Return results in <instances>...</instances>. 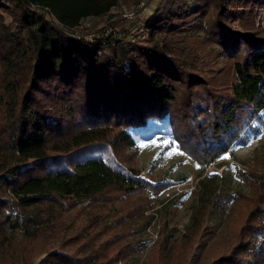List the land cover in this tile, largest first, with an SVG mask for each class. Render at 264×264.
I'll list each match as a JSON object with an SVG mask.
<instances>
[{
	"label": "trees",
	"instance_id": "obj_1",
	"mask_svg": "<svg viewBox=\"0 0 264 264\" xmlns=\"http://www.w3.org/2000/svg\"><path fill=\"white\" fill-rule=\"evenodd\" d=\"M137 2L0 0V264H134L165 188L134 138L168 137L202 170L264 126V0H159L137 26L112 13ZM88 17L105 19L76 30ZM240 174L253 193L226 248L186 264H264V168Z\"/></svg>",
	"mask_w": 264,
	"mask_h": 264
},
{
	"label": "rangeland",
	"instance_id": "obj_2",
	"mask_svg": "<svg viewBox=\"0 0 264 264\" xmlns=\"http://www.w3.org/2000/svg\"><path fill=\"white\" fill-rule=\"evenodd\" d=\"M158 2L138 0L129 5L120 3L112 13L120 14L125 20L124 25L137 26L151 14L153 8L161 6ZM104 19L85 18L76 30L101 27ZM254 21V27L264 26L262 17L261 20L256 17ZM253 125L254 130L245 129L239 141L231 144L225 153L202 170L173 142L165 145L163 141L171 142L168 137H152L149 140L134 138L132 148L136 150L135 164L139 174L152 182L165 184V188L153 197L152 209L145 212L147 217L151 216L148 225L133 235L135 239L147 241L146 248L134 264H157L162 258L160 244L164 236L171 235L175 245L167 264H186L197 260L206 248L213 249L209 254L226 248L233 227L248 211L249 198L253 193L252 187L242 179L240 173L259 176L264 168V126L255 122ZM221 156L227 159H220ZM199 181H202L205 190ZM203 190L210 194L207 202L200 201ZM146 219L138 217L127 227L137 230ZM79 224V218L73 217L71 229L78 228ZM17 235L9 237L12 239L16 236L17 239ZM187 238L188 244L184 242L188 241ZM18 241L31 249L32 255L41 249L37 240L28 244L23 240ZM11 250H14L12 256L20 254L18 245H12Z\"/></svg>",
	"mask_w": 264,
	"mask_h": 264
},
{
	"label": "snow or ice",
	"instance_id": "obj_3",
	"mask_svg": "<svg viewBox=\"0 0 264 264\" xmlns=\"http://www.w3.org/2000/svg\"><path fill=\"white\" fill-rule=\"evenodd\" d=\"M163 143H164L165 145H167V144H169L170 142L167 141V140H165V141H163ZM153 144H155V141H153ZM220 159H227V157H226V156H221ZM197 167H200V165L197 164Z\"/></svg>",
	"mask_w": 264,
	"mask_h": 264
},
{
	"label": "built area",
	"instance_id": "obj_4",
	"mask_svg": "<svg viewBox=\"0 0 264 264\" xmlns=\"http://www.w3.org/2000/svg\"><path fill=\"white\" fill-rule=\"evenodd\" d=\"M261 17H262V16L259 15V16H258V20H261Z\"/></svg>",
	"mask_w": 264,
	"mask_h": 264
}]
</instances>
